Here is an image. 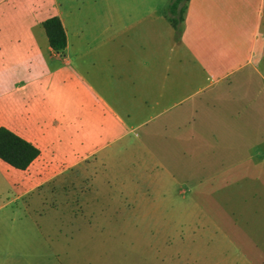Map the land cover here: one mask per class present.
I'll return each instance as SVG.
<instances>
[{
	"label": "crops",
	"instance_id": "0c3cea01",
	"mask_svg": "<svg viewBox=\"0 0 264 264\" xmlns=\"http://www.w3.org/2000/svg\"><path fill=\"white\" fill-rule=\"evenodd\" d=\"M169 1L0 0V127L40 150L26 169L0 158L17 197L65 191L88 172L98 189L108 175L97 167L106 168L145 113L166 112L204 88L225 129L247 111L255 122L264 0H189L178 31ZM51 16L66 32L62 52L42 24ZM240 96L251 98L247 106Z\"/></svg>",
	"mask_w": 264,
	"mask_h": 264
},
{
	"label": "rangeland",
	"instance_id": "374dc122",
	"mask_svg": "<svg viewBox=\"0 0 264 264\" xmlns=\"http://www.w3.org/2000/svg\"><path fill=\"white\" fill-rule=\"evenodd\" d=\"M208 92L145 113L96 190L17 197L0 174V264H264V91L228 129Z\"/></svg>",
	"mask_w": 264,
	"mask_h": 264
},
{
	"label": "trees",
	"instance_id": "16d2710c",
	"mask_svg": "<svg viewBox=\"0 0 264 264\" xmlns=\"http://www.w3.org/2000/svg\"><path fill=\"white\" fill-rule=\"evenodd\" d=\"M189 0H170L166 15L178 31L184 20ZM51 47L62 52L67 44V36L59 16H51L43 21ZM40 150L31 142L5 127H0V158L15 168L26 169L39 155Z\"/></svg>",
	"mask_w": 264,
	"mask_h": 264
}]
</instances>
